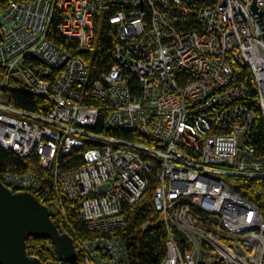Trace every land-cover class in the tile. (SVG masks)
<instances>
[{
    "label": "built area",
    "instance_id": "2783aa9c",
    "mask_svg": "<svg viewBox=\"0 0 264 264\" xmlns=\"http://www.w3.org/2000/svg\"><path fill=\"white\" fill-rule=\"evenodd\" d=\"M253 2L11 0L4 9V87L16 78L48 108L28 113L0 94V147L39 164L5 185L48 199L85 264H129L122 235L152 182L168 236L163 264H264V215L237 189L264 179V154L252 143L253 106L264 121V32ZM256 6L263 11L264 0ZM58 12L73 49L49 39ZM105 21L116 27L115 64L91 84L78 53L90 51ZM237 67L250 70L255 97ZM91 99L108 105L106 128L140 138L98 134ZM77 149L82 163L64 170L61 160ZM67 207L87 237L72 228Z\"/></svg>",
    "mask_w": 264,
    "mask_h": 264
},
{
    "label": "trees",
    "instance_id": "16d2710c",
    "mask_svg": "<svg viewBox=\"0 0 264 264\" xmlns=\"http://www.w3.org/2000/svg\"><path fill=\"white\" fill-rule=\"evenodd\" d=\"M11 0H0V13L4 12V9L9 5ZM55 20L52 24L49 39L57 45L59 48L70 50L75 48V43H71L59 34V25L63 21L62 15L58 12L55 15ZM95 40L89 52L84 54L78 53L82 56L88 64V68L92 75L91 84L96 80H100L104 74H107L108 70L115 64L114 52L118 43L116 36V27L109 24V22L96 23ZM3 41V34L0 29V43ZM237 77L239 80H244L250 88L249 96L251 98L256 96L257 89L255 88V80L248 68L237 67ZM4 87V71L0 69V94L7 100L10 106L16 109H22L28 113L45 114L48 111L46 108V100L35 97L32 93H29L24 84L16 78L10 81V84ZM91 105L96 106L100 110V119L97 125L96 132L107 136L127 137L129 139L140 138L139 135L125 134L123 132L117 133L112 128H106V122L109 117L108 105L100 100H90ZM253 110H256V123L254 126L253 142L259 151L260 155L264 154V121L262 120V113L257 107L253 106ZM81 152L83 150L77 149L71 157H67L61 160L64 170L78 166L81 162ZM39 167L37 164L36 156L31 158H21L13 151H5L0 147V182L6 184V178L13 174H23L29 170H35ZM155 182H152L148 194L144 198L140 205L135 206L128 216L127 228L124 231L122 237L127 241V254L129 264H163L164 258L167 254V240L168 236L166 228L159 221L158 214H156L153 203V190L155 188ZM237 189L242 192L247 198L251 199L256 206L261 210L264 215V179L257 180H241L238 181ZM14 192H17L12 188ZM34 197L47 206L51 207V203L48 199L37 193L31 192ZM67 218L73 229L77 231L79 236L87 237L85 224L79 220L75 215V210L71 207H67ZM150 223L151 228L145 232L143 230L144 225ZM59 229L69 233V229L63 221H56ZM73 240H76L74 235L70 232ZM77 242V241H76ZM76 249L78 251V258L67 264H85L84 256L79 251L76 243ZM27 253L31 257L40 259L42 264H58L56 258L55 248L52 241L45 239L29 238L27 240Z\"/></svg>",
    "mask_w": 264,
    "mask_h": 264
},
{
    "label": "water",
    "instance_id": "95a60500",
    "mask_svg": "<svg viewBox=\"0 0 264 264\" xmlns=\"http://www.w3.org/2000/svg\"><path fill=\"white\" fill-rule=\"evenodd\" d=\"M250 9L264 32V11L256 0ZM29 238L52 241L58 262L78 258L75 240L57 227L47 206L30 192H14L0 182V264H42L27 253Z\"/></svg>",
    "mask_w": 264,
    "mask_h": 264
},
{
    "label": "rangeland",
    "instance_id": "374dc122",
    "mask_svg": "<svg viewBox=\"0 0 264 264\" xmlns=\"http://www.w3.org/2000/svg\"><path fill=\"white\" fill-rule=\"evenodd\" d=\"M264 11V10H263ZM3 14L4 13H0V23H1V20H2V17H3Z\"/></svg>",
    "mask_w": 264,
    "mask_h": 264
},
{
    "label": "bare ground",
    "instance_id": "6f19581e",
    "mask_svg": "<svg viewBox=\"0 0 264 264\" xmlns=\"http://www.w3.org/2000/svg\"><path fill=\"white\" fill-rule=\"evenodd\" d=\"M5 185V184H4ZM6 186V185H5ZM8 187V186H7ZM10 188V187H9ZM11 189V188H10ZM12 190V189H11Z\"/></svg>",
    "mask_w": 264,
    "mask_h": 264
}]
</instances>
